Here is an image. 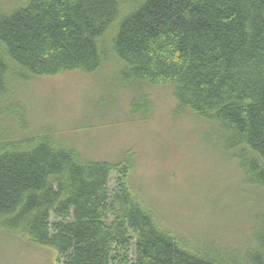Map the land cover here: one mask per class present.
<instances>
[{
  "label": "trees",
  "instance_id": "16d2710c",
  "mask_svg": "<svg viewBox=\"0 0 264 264\" xmlns=\"http://www.w3.org/2000/svg\"><path fill=\"white\" fill-rule=\"evenodd\" d=\"M111 60L125 85L171 86L177 113L214 125L245 184L264 189V0H25L0 12V232L53 248L56 264H264V213L242 251L194 246L132 193L131 162L21 133L15 83ZM150 106L139 91L131 113Z\"/></svg>",
  "mask_w": 264,
  "mask_h": 264
},
{
  "label": "rangeland",
  "instance_id": "374dc122",
  "mask_svg": "<svg viewBox=\"0 0 264 264\" xmlns=\"http://www.w3.org/2000/svg\"><path fill=\"white\" fill-rule=\"evenodd\" d=\"M24 2L0 0V12L9 13ZM121 70V63L111 60L92 74L32 77L15 83L6 103L24 108L23 134L49 131L83 158L131 162L132 193L164 227L192 245L247 248L255 218L264 213V189L245 184L235 158L223 152L214 125L189 110L177 113L171 86L125 85ZM139 91L150 101L147 115L131 113ZM6 126L14 128L9 121ZM56 260L51 247L0 232V264Z\"/></svg>",
  "mask_w": 264,
  "mask_h": 264
}]
</instances>
